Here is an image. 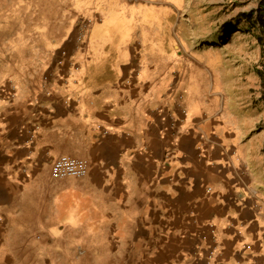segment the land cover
I'll return each mask as SVG.
<instances>
[{
    "label": "crops",
    "instance_id": "0c3cea01",
    "mask_svg": "<svg viewBox=\"0 0 264 264\" xmlns=\"http://www.w3.org/2000/svg\"><path fill=\"white\" fill-rule=\"evenodd\" d=\"M66 46L49 68L53 96L40 83L13 108L0 100V264H52L55 232L69 236L66 259L264 264V100L213 104L204 130L173 100L124 94L134 69L82 68L84 52ZM64 156L89 175L54 179Z\"/></svg>",
    "mask_w": 264,
    "mask_h": 264
},
{
    "label": "rangeland",
    "instance_id": "374dc122",
    "mask_svg": "<svg viewBox=\"0 0 264 264\" xmlns=\"http://www.w3.org/2000/svg\"><path fill=\"white\" fill-rule=\"evenodd\" d=\"M257 6L258 0H0V100L13 108L40 83L53 96L49 68L65 44L67 52H84L82 68L134 69L140 77L118 82L124 94L134 86L136 100H173L206 130L213 104L261 98L257 72L264 61L255 37L237 29L223 33ZM106 74L112 89L119 78ZM51 236L57 246L43 254L52 264H107L88 254L66 259L60 243L68 234Z\"/></svg>",
    "mask_w": 264,
    "mask_h": 264
},
{
    "label": "trees",
    "instance_id": "16d2710c",
    "mask_svg": "<svg viewBox=\"0 0 264 264\" xmlns=\"http://www.w3.org/2000/svg\"><path fill=\"white\" fill-rule=\"evenodd\" d=\"M242 21L243 22L240 24H227L224 27L223 33H229L233 29H237V31H246L253 35L261 49L264 61V0H258V6L255 10L250 13L243 14ZM257 73L261 84V99L264 100V69H258Z\"/></svg>",
    "mask_w": 264,
    "mask_h": 264
},
{
    "label": "built area",
    "instance_id": "2783aa9c",
    "mask_svg": "<svg viewBox=\"0 0 264 264\" xmlns=\"http://www.w3.org/2000/svg\"><path fill=\"white\" fill-rule=\"evenodd\" d=\"M34 132H29L32 138ZM51 175L54 179L86 178L89 175V164L82 159L64 156L53 163Z\"/></svg>",
    "mask_w": 264,
    "mask_h": 264
}]
</instances>
